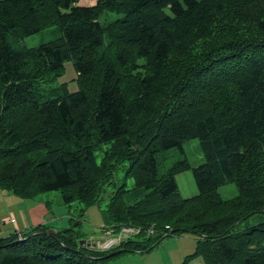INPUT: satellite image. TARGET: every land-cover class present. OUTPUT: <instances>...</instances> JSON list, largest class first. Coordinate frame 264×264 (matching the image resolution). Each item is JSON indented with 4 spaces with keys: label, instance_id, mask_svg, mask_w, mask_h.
<instances>
[{
    "label": "trees",
    "instance_id": "16d2710c",
    "mask_svg": "<svg viewBox=\"0 0 264 264\" xmlns=\"http://www.w3.org/2000/svg\"><path fill=\"white\" fill-rule=\"evenodd\" d=\"M79 1L0 0V187L88 206L128 162L134 184L115 185L105 214L140 231L101 249L39 225L0 238V264H106L183 232L197 248L180 264H264V220L247 224L264 213V0ZM53 25L60 37L15 45ZM68 61L73 92L50 86ZM194 138L205 162L160 173L157 154ZM190 169L198 193L182 197L176 175ZM230 182L238 195L224 199Z\"/></svg>",
    "mask_w": 264,
    "mask_h": 264
},
{
    "label": "rangeland",
    "instance_id": "374dc122",
    "mask_svg": "<svg viewBox=\"0 0 264 264\" xmlns=\"http://www.w3.org/2000/svg\"><path fill=\"white\" fill-rule=\"evenodd\" d=\"M97 0H82L83 4L92 5ZM123 17L122 13L116 12H104L100 21L106 23L109 21L116 20ZM61 36L60 29L57 25L46 27L41 31L32 35L26 36L25 38L15 42V45H24L29 47L39 46L43 43L49 42ZM77 72L71 61L66 62L64 73L55 79L50 86H56L63 82L69 83V90L76 91L78 89ZM47 85L44 84L43 88ZM184 152L178 147H174L157 154V161L160 173H167L168 170L178 160L187 158L192 166H198L205 162L204 154L201 148L200 140L198 138L186 140L183 143ZM103 147H106L104 145ZM128 162H124L119 165L115 174V183L107 185L101 195V201L86 206L79 201H75L72 204H66L59 191H52L43 194L44 199L49 201V207H52L56 211V214L51 215L52 217H58L54 220L57 221L55 224L57 228H74L78 232H82L87 241H91L93 237L95 242L103 243L109 238L106 234V230L113 226L110 225L105 214L109 197L112 191L115 189V185H119L124 181H127L128 186L131 187L134 181L130 178L125 179V168ZM180 193L182 197H191L198 193V187L194 179L192 169L184 171L176 175ZM219 192L224 199H230L238 195V187L236 183H226L219 188ZM39 195V194H38ZM58 196L61 200L57 201ZM264 220V213H259L252 216L247 224H255ZM75 222L76 224H73ZM55 230V229H54ZM57 231V230H56ZM111 236H119L118 232L114 230ZM102 248V247H100ZM197 248V235L192 233H178L173 236L167 237L162 241L156 248L145 252H125L119 255H113L106 260V264H180L184 261L187 255L193 253ZM107 249V248H104ZM197 257L193 260V263L199 264Z\"/></svg>",
    "mask_w": 264,
    "mask_h": 264
},
{
    "label": "crops",
    "instance_id": "0c3cea01",
    "mask_svg": "<svg viewBox=\"0 0 264 264\" xmlns=\"http://www.w3.org/2000/svg\"><path fill=\"white\" fill-rule=\"evenodd\" d=\"M78 4L86 5L82 3V0ZM60 200L58 196L57 201ZM53 214H56V211L49 207V201L44 199L43 194L23 198L0 187V238L14 234L21 237L34 227L44 224L57 230L59 228L55 225L57 221L54 219L58 217H52ZM93 241H95L94 238ZM88 242L90 243V240ZM198 261L199 264H204L201 257ZM192 264L195 263L192 262Z\"/></svg>",
    "mask_w": 264,
    "mask_h": 264
},
{
    "label": "built area",
    "instance_id": "2783aa9c",
    "mask_svg": "<svg viewBox=\"0 0 264 264\" xmlns=\"http://www.w3.org/2000/svg\"><path fill=\"white\" fill-rule=\"evenodd\" d=\"M169 227V226H167ZM140 229L139 228H133L130 226H123L120 231L118 232L119 236L114 237L111 236V234L114 232L113 229L108 228L106 230V234L109 236V238L106 240L104 243L105 247H112L115 245H118L121 241L129 238L131 235L139 233ZM150 233H153V229L149 230Z\"/></svg>",
    "mask_w": 264,
    "mask_h": 264
},
{
    "label": "water",
    "instance_id": "95a60500",
    "mask_svg": "<svg viewBox=\"0 0 264 264\" xmlns=\"http://www.w3.org/2000/svg\"><path fill=\"white\" fill-rule=\"evenodd\" d=\"M56 230H54V229H50V231H49V233H54ZM171 233H173V231H171L170 232V234ZM87 242V240H85V239H83V240H81V244H83V243H86ZM88 244V246H92V247H97L98 246V244L97 243H87ZM115 254V252L113 251V252H111L110 254H109V256H112V255H114Z\"/></svg>",
    "mask_w": 264,
    "mask_h": 264
},
{
    "label": "clouds",
    "instance_id": "9594fccd",
    "mask_svg": "<svg viewBox=\"0 0 264 264\" xmlns=\"http://www.w3.org/2000/svg\"><path fill=\"white\" fill-rule=\"evenodd\" d=\"M97 2V1H96ZM95 241H93V238H91V241H90V243H94ZM86 243H89L88 241L86 242ZM96 243V242H95ZM104 243L105 242H103V243H98V248H100V247H102L101 249H104V248H107V249H110V248H113L114 246H112V247H105L104 246ZM120 244V243H119ZM88 245V244H87ZM116 246V245H115Z\"/></svg>",
    "mask_w": 264,
    "mask_h": 264
}]
</instances>
